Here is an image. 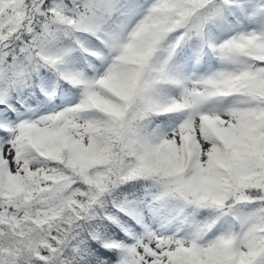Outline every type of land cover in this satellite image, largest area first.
I'll list each match as a JSON object with an SVG mask.
<instances>
[{
  "label": "snow or ice",
  "instance_id": "snow-or-ice-1",
  "mask_svg": "<svg viewBox=\"0 0 264 264\" xmlns=\"http://www.w3.org/2000/svg\"><path fill=\"white\" fill-rule=\"evenodd\" d=\"M0 264H264V0H0Z\"/></svg>",
  "mask_w": 264,
  "mask_h": 264
}]
</instances>
